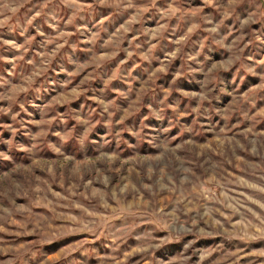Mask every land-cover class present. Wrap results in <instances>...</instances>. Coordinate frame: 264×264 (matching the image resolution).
Wrapping results in <instances>:
<instances>
[{
	"label": "rangeland",
	"instance_id": "rangeland-1",
	"mask_svg": "<svg viewBox=\"0 0 264 264\" xmlns=\"http://www.w3.org/2000/svg\"><path fill=\"white\" fill-rule=\"evenodd\" d=\"M0 264H264V0H0Z\"/></svg>",
	"mask_w": 264,
	"mask_h": 264
}]
</instances>
